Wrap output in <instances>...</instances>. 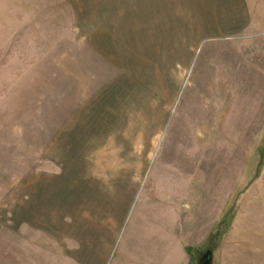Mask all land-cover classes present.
<instances>
[{"label":"rangeland","instance_id":"1","mask_svg":"<svg viewBox=\"0 0 264 264\" xmlns=\"http://www.w3.org/2000/svg\"><path fill=\"white\" fill-rule=\"evenodd\" d=\"M176 1L0 0V264H264V32Z\"/></svg>","mask_w":264,"mask_h":264},{"label":"crops","instance_id":"2","mask_svg":"<svg viewBox=\"0 0 264 264\" xmlns=\"http://www.w3.org/2000/svg\"><path fill=\"white\" fill-rule=\"evenodd\" d=\"M187 1H190V30H192V33H194L195 29L197 30L199 44L208 42L213 48L228 49L243 47L245 49V47H257L259 45L256 43H262L255 38H247L246 35L248 34L250 35L249 37H251L253 32H264V0H234L238 9L237 7H227L228 0ZM221 1L224 6H222ZM162 4L166 13L167 10H170L172 13L174 10L173 6L177 4V1L166 0L165 2V0H162ZM212 16H214L215 19L212 20ZM227 17H233L229 22L230 25L227 24ZM237 34H243L241 36L245 34L246 37H242V39L245 40H235L234 42L227 41L228 39H232L230 37H235L234 35ZM191 37H193V35ZM223 52L224 51L220 52L222 56ZM221 76L222 75H220V77Z\"/></svg>","mask_w":264,"mask_h":264},{"label":"water","instance_id":"3","mask_svg":"<svg viewBox=\"0 0 264 264\" xmlns=\"http://www.w3.org/2000/svg\"><path fill=\"white\" fill-rule=\"evenodd\" d=\"M212 263V252L211 251H208L203 259L201 260V263L200 264H211Z\"/></svg>","mask_w":264,"mask_h":264}]
</instances>
